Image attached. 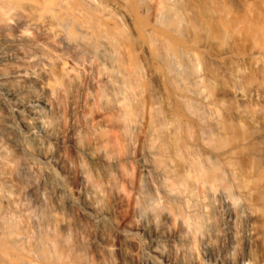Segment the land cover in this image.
<instances>
[{
	"label": "bare ground",
	"instance_id": "6f19581e",
	"mask_svg": "<svg viewBox=\"0 0 264 264\" xmlns=\"http://www.w3.org/2000/svg\"><path fill=\"white\" fill-rule=\"evenodd\" d=\"M201 11L0 0V264H264Z\"/></svg>",
	"mask_w": 264,
	"mask_h": 264
},
{
	"label": "rangeland",
	"instance_id": "374dc122",
	"mask_svg": "<svg viewBox=\"0 0 264 264\" xmlns=\"http://www.w3.org/2000/svg\"><path fill=\"white\" fill-rule=\"evenodd\" d=\"M194 6L203 11L199 36L216 70L212 95L227 141L237 147L235 167L261 195L252 250L264 257V140L242 143L248 135L264 137V0H194Z\"/></svg>",
	"mask_w": 264,
	"mask_h": 264
}]
</instances>
